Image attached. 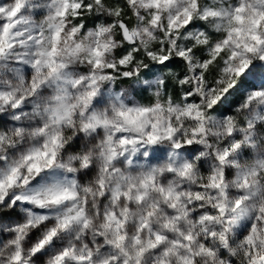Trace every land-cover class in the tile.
<instances>
[{"label":"snow or ice","instance_id":"1","mask_svg":"<svg viewBox=\"0 0 264 264\" xmlns=\"http://www.w3.org/2000/svg\"><path fill=\"white\" fill-rule=\"evenodd\" d=\"M0 264H264V0H0Z\"/></svg>","mask_w":264,"mask_h":264}]
</instances>
